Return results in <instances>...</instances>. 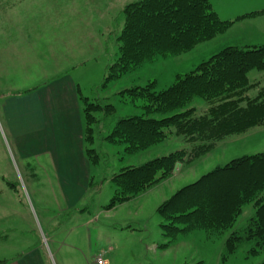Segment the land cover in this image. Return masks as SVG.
Segmentation results:
<instances>
[{
    "label": "trees",
    "instance_id": "trees-1",
    "mask_svg": "<svg viewBox=\"0 0 264 264\" xmlns=\"http://www.w3.org/2000/svg\"><path fill=\"white\" fill-rule=\"evenodd\" d=\"M120 13L115 18V23L121 22L115 36L116 57L106 66L101 87L156 55L187 52L239 19L264 14V8L223 20L211 0H133ZM251 71L264 78V43L227 45L194 69L175 75L166 88L156 89L155 81H148L116 93L123 105L132 104L139 112L117 116L114 104L89 100L78 91L84 119V154L91 165L99 159L90 147L98 123L106 132L100 134L98 128L101 139L124 145L127 154L147 149L169 136L180 137L188 144L143 163L121 167L109 179L113 196L105 209L168 179L178 166H189L207 155L225 137L263 126L264 82L251 80ZM194 99H202L203 106L198 107ZM246 205L251 206L250 216L232 229ZM156 214L165 239L159 244L161 248L195 230L215 239L231 229L224 240L222 262L240 253L244 257L264 253V151L217 165L175 191L157 206ZM5 263L0 260V264ZM259 264H264V259Z\"/></svg>",
    "mask_w": 264,
    "mask_h": 264
},
{
    "label": "rangeland",
    "instance_id": "rangeland-1",
    "mask_svg": "<svg viewBox=\"0 0 264 264\" xmlns=\"http://www.w3.org/2000/svg\"><path fill=\"white\" fill-rule=\"evenodd\" d=\"M43 1L42 13L54 15L47 4H52L53 9L62 8V15L70 18L82 19L85 31L95 30L104 39V50L94 62L87 63L85 72L80 76V88L89 100L100 99L102 103H112L117 108L116 115H127L139 112L132 104L124 103L116 94L119 90L135 85H144L148 81H155L156 89L168 87L177 74H184L194 69L198 63L208 59L214 53L227 45H244L246 42L238 35L237 25L218 34L211 40L202 42L191 50L179 55L154 56L152 60L142 63L135 70L128 72L120 78L110 81L106 87H101L105 68L117 53V40L115 36L121 27V22L115 18L121 13L123 6L133 0H48ZM230 0H211L213 9L223 15V12L237 13V7H233ZM32 0H0V14L2 16H23ZM41 3V0H38ZM32 4V3H31ZM20 12V13H19ZM216 12V13H217ZM40 16V15H39ZM238 16V14H237ZM237 16L233 17L235 19ZM78 27L77 25H75ZM82 27V26H80ZM264 43L263 40H258ZM262 41V42H261ZM258 43V42H251ZM97 55V52H96ZM97 57V56H96ZM248 77L258 79L261 83L264 78L261 73L251 71ZM253 93V92H252ZM198 107H202V99H194ZM133 108V110L131 109ZM115 115V116H116ZM100 117L101 114L97 113ZM114 116V117H115ZM98 123L94 133V142L90 146L99 155L98 162L91 166V179L84 199L78 202L76 208L58 212L53 202H50L46 186L42 182V173L38 172L32 161V184L21 168L12 162L0 173L7 187L21 192V216L19 227L15 233L7 229L5 236L0 240V260L8 261L7 257L18 256V251H28L32 248V206L37 213L36 227L47 238L58 236L65 243L73 240L69 233L75 230L81 222L90 221L84 231H92L95 243L94 253H105L108 264H259L264 259V253L256 256L244 257L243 253L237 254L227 261H221L224 240L231 231L223 235L209 239L203 231L195 230L187 234L179 235L167 248L159 247L165 241L162 236L159 223L160 218L156 214V208L164 200L169 198L181 187L196 181L202 174L212 170L217 165H223L233 158L250 155L264 151V125L247 130L244 133L225 137L219 141L213 151L192 162L189 166H178L171 177L160 182L156 186L141 193L137 197L116 205L111 209H105L113 196V187L109 179L123 166L140 164L157 156L167 154L181 147H188L180 137L169 136L164 141L147 149L133 154L124 151V145H114L101 139L100 134H105ZM98 128L99 132L98 133ZM4 176V177H3ZM40 180V181H39ZM40 198V201L37 199ZM78 209L77 217L72 218L73 211ZM30 211V213L28 212ZM83 210V211H81ZM251 206L246 205L238 217L234 228L243 225L251 214ZM81 211V212H80ZM81 213H84L80 217ZM55 215L54 223L46 225L42 215ZM31 215V216H30ZM25 217V219H24ZM27 225V227H26ZM88 228V229H87ZM55 230V231H54ZM79 237L86 239V233L79 229ZM38 241V239H37ZM74 242V241H73ZM37 243V242H36ZM99 251V252H98ZM21 255V254H20Z\"/></svg>",
    "mask_w": 264,
    "mask_h": 264
},
{
    "label": "crops",
    "instance_id": "crops-1",
    "mask_svg": "<svg viewBox=\"0 0 264 264\" xmlns=\"http://www.w3.org/2000/svg\"><path fill=\"white\" fill-rule=\"evenodd\" d=\"M43 1L49 2L32 0L23 16L0 15V173L13 162L32 184L33 161L42 173L50 202L62 212L78 206L91 179L78 91L84 95L80 76L86 64L101 55L104 39L95 30L86 32L82 19L62 15L61 7L53 9L47 4L54 15L42 13ZM229 2L238 8L237 13L225 11L222 15L215 10L223 20L264 8V0ZM233 25L244 42H264V14L239 19ZM21 197L19 190L0 180V240L7 230L1 225L12 233L19 227ZM79 210L72 213L75 221ZM41 217L50 227L54 223L55 215ZM36 219L40 221L32 206V248L7 257L5 264H94L98 255L105 254L94 253L97 239L93 242L90 229L84 231L90 221L72 226L75 230L69 236L74 242L65 243L58 236L47 242L36 227ZM79 229L86 233L85 240L79 237Z\"/></svg>",
    "mask_w": 264,
    "mask_h": 264
},
{
    "label": "built area",
    "instance_id": "built-area-1",
    "mask_svg": "<svg viewBox=\"0 0 264 264\" xmlns=\"http://www.w3.org/2000/svg\"><path fill=\"white\" fill-rule=\"evenodd\" d=\"M106 263H107V259L104 257V254L98 255L94 260V264H106Z\"/></svg>",
    "mask_w": 264,
    "mask_h": 264
}]
</instances>
